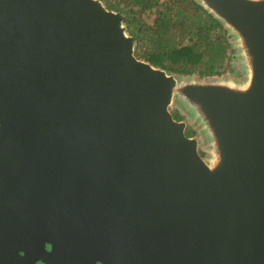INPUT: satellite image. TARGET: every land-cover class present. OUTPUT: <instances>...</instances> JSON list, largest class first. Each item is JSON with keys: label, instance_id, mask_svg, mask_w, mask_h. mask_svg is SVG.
Listing matches in <instances>:
<instances>
[{"label": "water", "instance_id": "water-1", "mask_svg": "<svg viewBox=\"0 0 264 264\" xmlns=\"http://www.w3.org/2000/svg\"><path fill=\"white\" fill-rule=\"evenodd\" d=\"M197 1L239 74L138 58L102 0H0V264H264V0Z\"/></svg>", "mask_w": 264, "mask_h": 264}, {"label": "trees", "instance_id": "trees-1", "mask_svg": "<svg viewBox=\"0 0 264 264\" xmlns=\"http://www.w3.org/2000/svg\"><path fill=\"white\" fill-rule=\"evenodd\" d=\"M102 1L123 16L138 58L181 76H221L236 69L232 36L197 0ZM172 113L183 120L180 112ZM193 134L188 128L187 135Z\"/></svg>", "mask_w": 264, "mask_h": 264}, {"label": "rangeland", "instance_id": "rangeland-1", "mask_svg": "<svg viewBox=\"0 0 264 264\" xmlns=\"http://www.w3.org/2000/svg\"><path fill=\"white\" fill-rule=\"evenodd\" d=\"M148 20H151V17L148 18ZM232 40H233V38H232ZM233 43H234V40H233ZM233 63L236 64L237 67L239 66V64H238L239 62H238V60L236 58L233 59ZM237 67H236V71L234 70V71L229 73V75L231 77L234 76L235 74H239V72H241L240 68L239 67L237 68ZM171 110H172V112L174 110H176V111L180 112L184 116L183 120L187 123L188 128H191L193 130V132H194V134L192 136L196 137L199 140V142H200V152H201V154L204 157H207L208 151H209V146H208V142L205 139V134H204L201 126H199L197 123H195L193 121V118H191L187 113H185V111H183L182 108H180L179 106H174L173 108H171ZM173 116H174V114H173Z\"/></svg>", "mask_w": 264, "mask_h": 264}, {"label": "flooded vegetation", "instance_id": "flooded-vegetation-1", "mask_svg": "<svg viewBox=\"0 0 264 264\" xmlns=\"http://www.w3.org/2000/svg\"><path fill=\"white\" fill-rule=\"evenodd\" d=\"M45 249H46V252L49 254L52 251V246L49 243H46ZM21 255L24 256L25 252L21 251ZM28 256L30 257L29 258L30 260H32V258H33L34 262L32 264H49L48 262L44 261L41 257H35L36 255H28ZM62 259L65 262V264H77L74 262L76 259L75 256L71 257L69 255H64V257ZM68 261H70V262H68ZM79 264H82V263H79ZM95 264H103V263L100 261H97Z\"/></svg>", "mask_w": 264, "mask_h": 264}]
</instances>
